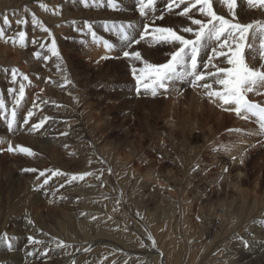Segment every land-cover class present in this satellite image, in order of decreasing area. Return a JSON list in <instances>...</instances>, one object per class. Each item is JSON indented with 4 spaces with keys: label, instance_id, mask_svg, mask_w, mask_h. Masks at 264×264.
<instances>
[{
    "label": "bare ground",
    "instance_id": "obj_1",
    "mask_svg": "<svg viewBox=\"0 0 264 264\" xmlns=\"http://www.w3.org/2000/svg\"><path fill=\"white\" fill-rule=\"evenodd\" d=\"M116 2L119 7L113 9L108 6L106 0H97L98 6L92 5L89 0L88 7L84 6L83 0H0V27H3L6 33L5 38L0 39V96H3L9 111L14 105V95H16L9 89L18 88L20 83L25 85V97L17 107V123L13 128L8 127L10 117L6 119L0 112V236L7 234L13 244L11 249L0 244V264H122V260L128 258L136 262L135 264H142L143 258L145 264H157V260L158 264H176L182 258L184 243L174 249L170 244L168 249L167 240H163L164 236L155 233L159 228L156 229L155 224L153 228L152 215L139 207L140 200L143 203L146 199H150L147 201L149 205L154 203L156 205L159 198H162L160 202H167L170 207L173 206L172 210L175 209L180 215H186L192 210L193 202H197L198 208L204 212L207 209L211 212L213 207H217L216 202H221L222 191H216V187L215 189L213 187L224 182L226 177L210 179L216 165L204 160L207 149H216L219 146V142H216L218 139L213 142L214 136L205 137L208 133L205 126L211 120L214 122L215 115L210 112L212 107L210 103L213 102L204 95L203 89L192 88L187 81L177 83L174 88L161 92L155 97L136 93L135 80L131 74L133 62L123 56L122 50H138L148 61L162 63L169 58L172 49L167 45H149L146 42L133 43L130 49H126L117 33L114 30H107L106 25L132 23L135 26L133 35L138 37L143 25L151 23L153 16L149 15L147 19L141 17L137 0H116ZM166 2L167 0H158L155 15L158 16L163 12L165 18L156 20L155 25L170 26L175 29L189 26L190 21L177 14L183 6L173 13H167ZM40 3L47 4L50 10L42 9ZM213 4L218 14L229 16L226 6L219 0H213ZM235 11L237 18L243 23L264 21V10L250 8L247 0H237ZM32 13H35L44 26L50 29L62 60L52 56L48 50L51 37L31 22ZM190 15L195 19H204L195 9ZM5 16L11 22V26L3 24ZM18 19H27L28 23L17 25ZM88 23H91L92 30L96 33V41H93L88 32ZM20 30L27 33L25 47H20L19 43L14 45L5 42L7 37L16 36ZM104 41L114 44V49L109 51L105 48ZM37 52L41 54L40 57L36 56ZM253 54L257 57L256 52ZM45 57L49 58L45 59ZM254 57L247 61L250 66L258 67L261 61ZM58 64L60 67H57ZM11 68L26 74L31 83L24 81L19 75L16 82H13L10 72L5 71ZM65 76L71 80L70 84H64ZM107 102L117 109L109 108L110 106L106 108ZM160 102L168 107L164 128L154 133L156 127L149 124L151 116L146 114L142 126L147 133L143 134L142 139L149 141V148L153 153L163 155L164 162L179 166L187 177L180 179V175L167 169L166 173L170 171L165 180L169 186L167 191L165 188L164 192L162 188L158 190V185L146 184L147 182L144 185L140 184L144 189L137 187V192L132 191L127 186L129 182L135 180L133 177L136 176V172L130 170L129 176L125 177V171L126 168H130L134 158L124 157L122 149L131 142L136 143L131 128H136L139 125L138 121L141 122V116H144V114L139 115L138 108L147 109L148 105L157 108ZM34 104H39L40 107L34 108ZM152 108L147 110L150 114L154 111ZM198 110H201L202 115L206 113V123L203 121L204 116L198 117ZM29 111L34 112V115L28 123H25ZM188 113L189 116H186ZM44 117L50 118L44 127L31 131L32 124H38ZM186 119L187 127H192V131L189 130L188 134L183 133L185 140L181 143V149L179 150L178 146L174 149L173 146L168 148L163 140L164 137L167 136L173 141L179 126L177 121L186 122ZM240 124L241 128L255 132L258 130L260 135L264 136L255 118H250L248 123L240 119ZM215 127L217 126L213 124L209 128L210 133H215ZM223 137L219 138L223 139ZM125 142L129 143L122 146ZM9 144L30 147L36 155L27 156L8 152L6 149ZM106 144L114 149L105 148ZM138 148L141 154L136 152L140 156L137 155L138 157L135 158L141 164L149 163L147 155L150 153L144 154L145 147L142 143H139ZM225 152L230 157L235 155L234 152ZM221 156L223 158V154ZM223 159L226 160L227 157ZM6 168L11 171L9 176L7 174L10 171ZM25 169L37 171H25ZM119 169L122 170L124 179H120ZM6 170L9 172L7 173ZM47 170H60L67 175L52 176ZM41 171H45L46 175L39 176ZM83 172H91L93 175L87 176L82 181L68 183L71 174ZM139 176L141 177L139 174L137 179ZM45 178L49 183L40 187ZM154 180L149 181L154 183ZM120 182L123 184L121 188ZM226 184H228V189H225L226 197H230L236 191L237 185L231 180ZM162 204L158 205L162 206ZM174 224L176 225V222ZM256 225L252 222L250 225L252 229L248 226L242 228V234L238 233L242 239L238 238L242 242L236 243L235 239L230 245L227 243L230 241L227 237L228 241L222 239L221 244L226 241L227 244H219L218 247L225 245L228 247L221 248L223 252L220 255L236 259L240 253L237 246L247 243V246L243 245L244 248L251 250L239 257V263L251 264L252 259L249 262L245 260L254 257L258 249L259 253L262 252L264 243L263 236L255 237L260 235L255 233L258 227H255ZM213 231L214 229L212 233ZM254 233L255 238H248ZM149 236L155 240L154 247ZM29 237L41 243H33ZM249 239L258 241L259 246H254L255 243H251ZM59 241H63L65 247H57ZM131 242L137 244L131 246V249L127 248L126 245ZM144 245L145 248L140 249ZM252 245L255 248H252ZM185 247L188 249V245ZM152 248H156V251ZM219 251L221 250L218 249V253ZM138 256L143 258L140 257L138 260ZM258 257L256 253V258L253 259L257 260ZM259 258L264 259V256ZM198 263L204 264L203 261Z\"/></svg>",
    "mask_w": 264,
    "mask_h": 264
},
{
    "label": "snow or ice",
    "instance_id": "obj_2",
    "mask_svg": "<svg viewBox=\"0 0 264 264\" xmlns=\"http://www.w3.org/2000/svg\"><path fill=\"white\" fill-rule=\"evenodd\" d=\"M84 6H90L89 0H83ZM108 6L116 9L119 7L116 0H106ZM226 6L229 16L220 15L214 10L213 0H167L165 10L167 13H173L174 10L181 9L177 14L186 17L190 24L182 29H175L170 26H157L156 20H164L165 15H155L157 11L158 0H137L138 11L141 17L147 19L149 15L153 16L151 23H145L142 31L137 36L133 35L135 26L128 24H107L109 31H115L119 39L125 44L126 49L134 44L146 42L149 45H167L172 50L166 62H150L142 56L138 50H122L125 58L133 62L131 74L135 80V91L137 94L157 96L161 92H167L174 88L177 83L187 81L192 88L203 89L204 95L213 103L219 102V105L225 111L233 112L237 117L249 120L255 118L259 130L264 133V104L255 102L249 98V94L264 95V21L255 20L243 23L237 18L235 9L237 0H219ZM92 5H97V0H91ZM247 5L252 9L264 10V0H247ZM45 11H49L47 4L39 5ZM98 6V5H97ZM196 10L204 19H195L190 13ZM27 11V9H26ZM54 14H57L54 12ZM31 22L39 26L51 37L49 51L52 56L62 60L57 48L55 37L49 28L44 26L43 22L32 13ZM27 19L16 20L17 25H26ZM3 24L11 26L8 17L3 18ZM88 32L93 41L97 40L96 33L92 30L91 23L87 24ZM190 34V35H185ZM6 36L5 29L0 27V39ZM27 33L24 30L17 32L14 37H7L5 42L12 44L19 43L20 47L26 46ZM35 43V41H33ZM104 46L109 51L115 47L114 44L104 41ZM252 52L257 53L261 63L258 67L250 66L246 58ZM37 52L36 56L40 57ZM49 57H45L48 59ZM107 58V57H103ZM206 58V62H204ZM220 61V63H216ZM224 64L225 66H220ZM138 65V66H137ZM57 67H60L58 64ZM63 71V69H61ZM11 74L13 82H16L17 76H22L24 81H31L26 74L20 73L18 69H5ZM71 80L65 76L64 84H70ZM14 95V105L9 111L8 106L0 96V112L8 119V127L13 128L17 123V107L25 97V85L20 83L18 88L9 89ZM47 103V101H44ZM34 108H39V104H34ZM34 115L29 111L28 120ZM49 117H44L38 124H32L31 131H37L44 127ZM66 135L67 133H63ZM8 152L20 153L27 156H35L36 153L23 145L13 146L9 144ZM242 162V161H241ZM25 171H37L36 169H25ZM52 176L67 175L60 170H47ZM45 171H41L39 176H45ZM93 175L91 172L80 174H71L68 183L82 181L87 176ZM39 178V177H38ZM49 180L45 178L40 187L48 184ZM63 187V185H61ZM31 223V221H29ZM149 239L155 246V240L151 236ZM33 243H41L29 237ZM0 244L8 249L13 247L12 239L4 234L0 236ZM57 247H65L63 241L57 243ZM87 251V249H86ZM31 255V253H29Z\"/></svg>",
    "mask_w": 264,
    "mask_h": 264
},
{
    "label": "rangeland",
    "instance_id": "obj_3",
    "mask_svg": "<svg viewBox=\"0 0 264 264\" xmlns=\"http://www.w3.org/2000/svg\"><path fill=\"white\" fill-rule=\"evenodd\" d=\"M253 53L254 52H252L250 54L246 53V58L251 59L252 57H254ZM216 63L219 64L220 61H216ZM249 98L255 102L264 104V95L249 94ZM210 104H209L210 107L212 106L210 108V112L215 115V117H214L215 120L213 119L214 122H212V120H211L210 123L205 126V130L208 132L205 135V137H209V136L213 137L214 136L213 142H215L218 139L216 142H219V146L216 149H213V148H211L210 150L207 149V153H206L207 158L205 157L204 160L206 162H208L209 164H215L216 165L215 166L216 169H214L212 175L209 177L210 179L215 178V177L217 178L219 176H222V177L225 176L226 177V178L224 177L225 181L220 183L221 186L218 184H215L217 186L214 185V187H213V189H215V187H216V189H215L216 191H219V192L222 191L221 192L222 193L221 202L220 201L218 203L216 202L217 207H213L211 209V212L209 209H207L205 212L200 210L198 208L197 202H193L191 204V205H193L192 210L188 211L186 213V215L177 214V212H175V209L172 210V208H173L172 205H171L172 207H170V205H168L167 202H160L163 200L162 198H159L160 200L158 201V203L156 205H155V203L153 204L152 200H151V204H153L154 206L149 205V202H147L150 199H148V200L146 199L145 200L146 202L144 201L143 203H141V200H140V204H139L140 205L139 207H142V211L146 210V212L148 211L147 213L149 215H152V226L155 224L154 226L156 227V229L159 228L158 229L159 231L155 229L156 230L155 233H157L158 236H161V237L164 236L163 240H165V239L167 240L166 242L168 243V245H167L168 249L170 248V244L172 245V248L174 249L176 246L179 247L180 245H182L184 243L183 244L184 252H183L182 258H180L179 263L177 262L176 264H197L198 262L202 263V261L204 262V264H240L239 263V261H240L239 257L241 255L245 254L246 251L248 252L249 250H251L250 248H244L243 245L247 246V243L246 244L245 243L239 244L240 246L239 245L237 246L240 253H238V256L236 257V259H234V257H230V256L223 257L224 255L223 256H222V254L220 255V253L223 252L221 248L228 247V246L225 245V246L219 248L218 247L219 244L224 245L228 240H230L227 243H230V245H232L235 242L234 241L235 239L237 240L236 243H238V241H241L240 240L241 236H239V234H242L241 233L242 228L248 226V228L250 229L251 228L250 225L252 224V222H254L255 225L257 224L255 227L258 226L257 229L254 228V229H256L255 233L256 234L259 233L260 235L255 236V233H254V235L253 234L251 236L249 235L248 238H255V237L258 238V237H262V236L264 237V136H261L258 130H257V132H255V130L248 131L246 129L241 128L242 127L241 124L243 125V123L240 124L241 118L237 117L233 112L223 110V108L219 105V102L215 103L214 105H212L213 103H210ZM108 106H110V102H107L105 104L106 108ZM163 106H166V107H163ZM150 107L152 108L151 105H148L147 109H146V107H139L138 108L139 115L141 116L144 114V116H143L144 118L141 116V122L138 121L139 127L137 126L136 128L135 127L131 128L132 134L134 135L133 140L135 139L136 143L132 144V142L131 143L125 142L122 145V146H126L125 144H128V143L130 144V145L128 144L126 146L128 148L123 147L122 153L123 152L125 153V154L123 153V156L124 157L129 156L127 158L132 157L131 159L134 158L132 161L134 163H137L134 165V163L132 162L130 168L129 167L126 168L127 171H125V177L129 176L128 172L130 170L133 172H136V176L133 177V179L135 178V180H133V181L130 180L131 182H129V185L127 186V187L131 188L132 191L136 190V192L138 191V188L140 189V187H143V189H144V186H140V184L142 183V185H144L146 182H147L146 184L151 183L153 185H155V184L158 185L159 186L158 190H161V188H162V190L164 188H165V190L166 189L168 190L169 186L165 182V180H166L168 173H170V171H174L177 173V175H180L179 176L180 179H181V177H182V179L187 177V174H185L179 168V166H177V165L174 166V164H172V163L170 165L169 162H167V163L164 162L165 160L163 158V155L161 156V154H159V153H156V154H155V152L153 153L152 150L149 148V144H150L149 141H146V139H144V138H143L144 140L142 139V137L144 136L143 134L147 133L144 131L145 128L143 129L144 121H145V115L147 114L148 116H151V117H149V124H152L154 127H156V129L154 131L152 130L155 133L156 130L158 132L160 130H163L164 124H165L164 119L166 118V115L168 113V110H167L168 107L163 102L162 103L160 102L159 106L157 108H152L154 110L151 112L152 114H150L147 111ZM196 107L195 108L193 107V108L196 109ZM109 108L117 109V107H113V106H110ZM158 108H160V109H158ZM184 108H186V107H184ZM198 113L200 114L201 110H198ZM155 114H157V115H155ZM199 114H198L199 118L204 116L203 121L206 123L207 122L205 120L207 118L206 113H204L203 115L201 113L200 116H199ZM187 115L189 116V113L186 114V116ZM185 121L186 122H183L182 120L177 121L179 126H178V129H176V131H175L174 136L176 135V137H174L173 141L170 140L167 136L164 137L165 139H163V140L166 142V145L168 148L169 147L171 148L173 146L172 149H174L175 147L178 146L177 148L179 150L181 149V147H182L181 143L183 142V140H185V139H183V137H184L183 133L188 134V133H190V131H192V127H187V119ZM244 121H246L247 123L249 122V120H244ZM179 123H182V124H179ZM213 124L216 125L219 128V130L217 127H215L216 128L215 133L212 134V133H210L209 128L211 126H213ZM181 125L182 126L184 125L185 127L182 128ZM130 126L131 125H128V127H130ZM134 129H136V130L134 131ZM186 129H187V133H186ZM165 132L167 133L168 131H165ZM139 133H141V134H139ZM262 134L264 135V133H262ZM223 135L226 139L223 137ZM215 136H217V138ZM220 136H222L223 139L219 138ZM168 139H169V141H168ZM139 143H142L143 147H145V149H144L145 155H147V153H150L147 155L149 163H142L143 167H142V164L139 163V160L136 159L141 154V151L138 148ZM106 145H105V148L107 147L110 149L111 145H109V144H106ZM135 145H136V147H134ZM111 148L114 149L113 147H111ZM132 149H133V151H132ZM225 151H229L228 153L234 152L235 157L234 156L230 157L229 155H227V153ZM136 152H138L140 154H138ZM128 153H129V155H128ZM130 153H131V155H130ZM222 154H223V158H225V156L227 157L226 160L222 158V156H221ZM6 161L8 162V160H6ZM154 166H156V168L158 166V169L156 170V168ZM159 166L162 168L160 169ZM147 167L150 169H147ZM219 167H222V168H219ZM6 169H8V168H6ZM167 169L170 170V171L168 170V173H166ZM8 170L10 171V169H8ZM119 170L121 171V174L119 173L120 179H124L122 170L121 169H119ZM160 170H161V173L158 174V172H160ZM9 171H7V173ZM10 174H11V171L7 174V176H9ZM139 174L141 175V177L139 176V178L137 179V175H139ZM216 175H218V176H216ZM160 176H161V178H160ZM150 177L153 180L155 179L154 183H153V181H149V180H151ZM162 179H164V180H162ZM228 180L229 181L231 180L233 183H236V185H237V189H235L236 191L230 197H226V193H227L226 191L227 190H225V189H228L227 188L228 184H226V183H228ZM161 181L162 182L164 181V182L162 183ZM223 183H225V184H223ZM119 186L121 188L123 186V184L120 182ZM163 192H164V190H163ZM148 194H150V193H148ZM159 203H161V204L163 203L162 206L158 205ZM147 204H148V206H146ZM175 204H176V202H175ZM150 206H152V207H150ZM143 207H145V208H143ZM149 207L151 209H149ZM154 219H156V220H154ZM155 221H157V222H155ZM173 222L174 223L176 222V225ZM184 222H186V223H184ZM154 226H153V228H155ZM181 228H183V229H181ZM212 229H214L213 233H212ZM219 229H221V230H219ZM167 236H169V237H167ZM233 236H235V238ZM226 237L228 238V240ZM238 237H240V238H238ZM222 239L223 240L225 239L227 241L225 243L221 244ZM232 241H234V242L231 243ZM249 241L251 243L253 242V244L255 243L254 246H259L257 244V243H259L258 241H256V240L252 241L250 239H249ZM135 244H137V243L131 242L126 246H127V248L131 249V246H135ZM185 245H188V249L185 247ZM262 245H263V247L261 248L262 252L259 253V249H258L255 251L254 257L253 256H251V257H253L255 259L256 253H257V257H258V254H259V257L264 256V243ZM145 246L146 245L141 246L140 249H144ZM252 248H255V247H253V245H252ZM152 249H153V251H156L155 250L156 248H152ZM218 249L221 250V251H219V253H218ZM241 251H242V253H241ZM187 252H189V253H187ZM186 256H187V258H186ZM140 257H142V256H140ZM140 257L138 256L137 259L139 260ZM251 257L245 261L249 262L252 259L251 262L253 264H255V263L256 264L257 263L258 264H264V259L258 257L257 260H254ZM124 260L125 259L122 260V264H129L128 263L129 261H131L130 264L136 263V262L135 263L132 262L131 258L130 259L128 258L129 261L126 259L124 262ZM141 260H142V264L146 263V262H144V258ZM159 260L161 263V258ZM195 260H196V262H195ZM243 263H241V264H243ZM157 264H158V260H157ZM198 264H200V263H198Z\"/></svg>",
    "mask_w": 264,
    "mask_h": 264
}]
</instances>
